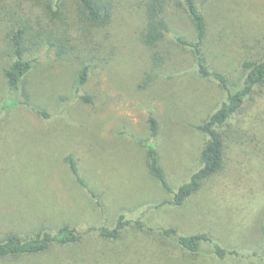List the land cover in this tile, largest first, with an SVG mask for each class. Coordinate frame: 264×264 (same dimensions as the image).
<instances>
[{
	"label": "rangeland",
	"instance_id": "1",
	"mask_svg": "<svg viewBox=\"0 0 264 264\" xmlns=\"http://www.w3.org/2000/svg\"><path fill=\"white\" fill-rule=\"evenodd\" d=\"M141 1L123 0L80 90L78 60L42 49L14 92L4 71L15 58L0 27V241L56 232L65 223L79 230L113 226L121 214L147 229H130L107 248L93 242L0 264H264V96L239 116V125L230 123L224 170L184 206L166 204L172 195L151 178L144 142L154 143L177 190L199 168L206 137L198 126L227 93L198 74L190 52L174 45L172 36L161 49L165 64L151 66L152 51L140 39ZM197 2L208 24V62L235 88L242 63L264 55V0ZM168 18L173 34L194 39L185 13L171 7ZM150 115L159 122L154 139ZM70 155L88 189L66 163ZM160 227L186 236L208 233L237 255L221 260L209 252L190 254L160 235Z\"/></svg>",
	"mask_w": 264,
	"mask_h": 264
},
{
	"label": "trees",
	"instance_id": "2",
	"mask_svg": "<svg viewBox=\"0 0 264 264\" xmlns=\"http://www.w3.org/2000/svg\"><path fill=\"white\" fill-rule=\"evenodd\" d=\"M0 0V27L5 28L15 60L4 71L9 87L18 92L25 78L33 69L34 54L46 49L54 51L58 57L74 56L78 60V89L84 88L92 74L95 60L102 49L105 39L110 35L119 6L123 0ZM143 26L140 31L142 44L152 51L151 66L155 68L165 64L166 58L161 53L164 42L172 36V42L190 52L198 74L215 81L227 93V99L219 109L198 126V131L206 137V142L199 156V168L188 182L175 190L170 184L161 158L154 143L144 142L146 148V166L151 178L172 199L166 204L175 208L184 206L194 195L201 191L204 184L224 170L227 157L226 137L230 123L257 104V99L264 96V55L258 60L242 63L240 85L232 88L228 78L212 68L208 62L206 41L208 24L197 0H142ZM181 10L192 24L194 39L180 34H173L168 18L169 8ZM26 93V92H25ZM28 98V95L25 94ZM264 98V97H263ZM81 101L90 102L88 96H81ZM27 105L30 104L27 102ZM38 113L47 115L44 111ZM148 125L151 138L159 134V122L150 115ZM66 163L81 186L88 189L81 178L77 163L72 155ZM93 198L99 197L90 190ZM165 203L163 205H165ZM145 231L146 225L140 221L132 222L125 214L119 215L113 226L103 225L79 230L65 223L56 232L40 231L37 234L21 238L8 235L0 241V261L28 256L45 255L55 248H83L93 242L105 246L121 243L128 230ZM152 231V230H151ZM264 231V222H263ZM159 234L173 239L177 245L190 254L208 253L218 259L237 255L222 247L208 234L183 235L174 227H160ZM264 247V239H263ZM107 248V247H105Z\"/></svg>",
	"mask_w": 264,
	"mask_h": 264
}]
</instances>
